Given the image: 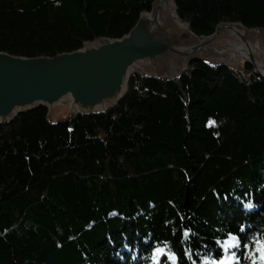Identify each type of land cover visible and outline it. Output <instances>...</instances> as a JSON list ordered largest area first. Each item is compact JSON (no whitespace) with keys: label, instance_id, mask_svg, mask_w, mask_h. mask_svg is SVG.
I'll list each match as a JSON object with an SVG mask.
<instances>
[{"label":"trees","instance_id":"1","mask_svg":"<svg viewBox=\"0 0 264 264\" xmlns=\"http://www.w3.org/2000/svg\"><path fill=\"white\" fill-rule=\"evenodd\" d=\"M174 1L198 36L264 29V0ZM154 2L0 0V52L55 57L121 39ZM48 115L0 124V264H156L153 247L166 246L180 264H211L240 224L264 240V78L252 66L133 74L107 113Z\"/></svg>","mask_w":264,"mask_h":264},{"label":"water","instance_id":"2","mask_svg":"<svg viewBox=\"0 0 264 264\" xmlns=\"http://www.w3.org/2000/svg\"><path fill=\"white\" fill-rule=\"evenodd\" d=\"M252 33L264 43V29L241 23H223L213 35L198 36L180 20L174 0H155L151 13L142 14L121 39H100L55 57L0 52V124L40 107L48 109L52 123L62 105L75 117L104 114L125 98L133 74L170 82L196 62L230 70L248 64L264 78V57L260 70L254 55L246 58L237 50L248 46Z\"/></svg>","mask_w":264,"mask_h":264},{"label":"snow or ice","instance_id":"3","mask_svg":"<svg viewBox=\"0 0 264 264\" xmlns=\"http://www.w3.org/2000/svg\"><path fill=\"white\" fill-rule=\"evenodd\" d=\"M213 124L214 121L210 120L209 125ZM245 207L251 209L254 205L249 203ZM194 236L198 234L190 227L184 228L181 233V244L188 245L190 249L191 239ZM215 245L218 250V259L213 260L211 264H226V258L235 261V264H241L242 260H250L251 264H264V240L250 238L243 224H240L235 231L229 230L225 238H217ZM152 251L156 264H180V258L176 256L171 246L153 247ZM161 257H167V259L161 260ZM192 264H196L195 260Z\"/></svg>","mask_w":264,"mask_h":264},{"label":"bare ground","instance_id":"4","mask_svg":"<svg viewBox=\"0 0 264 264\" xmlns=\"http://www.w3.org/2000/svg\"><path fill=\"white\" fill-rule=\"evenodd\" d=\"M247 34V32H242ZM240 33V34H242ZM246 37V36H245ZM253 37V38H252ZM247 39V37H246ZM248 46H237V50L239 49V53L243 55V57L249 58V55H254L258 69H262L263 63L261 59L264 57V43L260 40V34L252 33L248 38Z\"/></svg>","mask_w":264,"mask_h":264},{"label":"rangeland","instance_id":"5","mask_svg":"<svg viewBox=\"0 0 264 264\" xmlns=\"http://www.w3.org/2000/svg\"><path fill=\"white\" fill-rule=\"evenodd\" d=\"M242 66H243V64H242ZM66 107H67L66 105H62V106L57 108L56 113H55L56 115L54 116L56 121L64 120L68 116H70V114L66 110ZM228 264H231V263H228Z\"/></svg>","mask_w":264,"mask_h":264}]
</instances>
